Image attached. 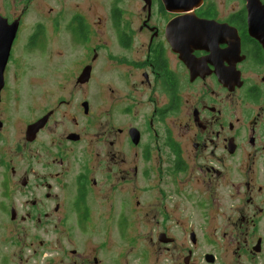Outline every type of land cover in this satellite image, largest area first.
I'll use <instances>...</instances> for the list:
<instances>
[{
  "label": "flooded vegetation",
  "instance_id": "1",
  "mask_svg": "<svg viewBox=\"0 0 264 264\" xmlns=\"http://www.w3.org/2000/svg\"><path fill=\"white\" fill-rule=\"evenodd\" d=\"M249 6L0 0V264H264Z\"/></svg>",
  "mask_w": 264,
  "mask_h": 264
},
{
  "label": "water",
  "instance_id": "2",
  "mask_svg": "<svg viewBox=\"0 0 264 264\" xmlns=\"http://www.w3.org/2000/svg\"><path fill=\"white\" fill-rule=\"evenodd\" d=\"M200 0H162L164 6L166 7V9L168 10H172L175 12L178 11H188L191 10L193 7H195ZM247 3H249V8L250 10L253 9L252 5L257 3V0H247ZM252 3V4H251ZM190 18H192V20L190 21H182V19H174L170 24V28H172L173 30V43L176 45V43L178 42V37L179 35L184 36V39L188 41V43L190 44H194V34H195V29L199 32L203 29H205L206 27H208L211 23L207 22V21H200L197 22L194 20L193 17L190 16ZM178 29H182V32L180 33H176Z\"/></svg>",
  "mask_w": 264,
  "mask_h": 264
}]
</instances>
